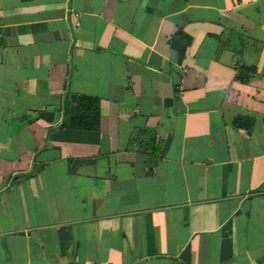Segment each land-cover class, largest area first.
Here are the masks:
<instances>
[{
	"label": "crops",
	"instance_id": "0c3cea01",
	"mask_svg": "<svg viewBox=\"0 0 264 264\" xmlns=\"http://www.w3.org/2000/svg\"><path fill=\"white\" fill-rule=\"evenodd\" d=\"M0 22V264H264V0ZM84 97L96 130L70 126Z\"/></svg>",
	"mask_w": 264,
	"mask_h": 264
},
{
	"label": "trees",
	"instance_id": "16d2710c",
	"mask_svg": "<svg viewBox=\"0 0 264 264\" xmlns=\"http://www.w3.org/2000/svg\"><path fill=\"white\" fill-rule=\"evenodd\" d=\"M70 126L79 130H96L100 125L99 100L84 97L81 105L74 108L69 118Z\"/></svg>",
	"mask_w": 264,
	"mask_h": 264
},
{
	"label": "built area",
	"instance_id": "2783aa9c",
	"mask_svg": "<svg viewBox=\"0 0 264 264\" xmlns=\"http://www.w3.org/2000/svg\"><path fill=\"white\" fill-rule=\"evenodd\" d=\"M1 27H2V24H1V22H0V35H1Z\"/></svg>",
	"mask_w": 264,
	"mask_h": 264
}]
</instances>
